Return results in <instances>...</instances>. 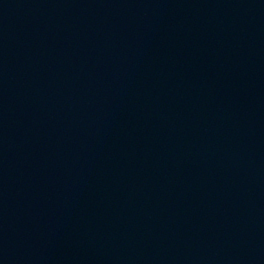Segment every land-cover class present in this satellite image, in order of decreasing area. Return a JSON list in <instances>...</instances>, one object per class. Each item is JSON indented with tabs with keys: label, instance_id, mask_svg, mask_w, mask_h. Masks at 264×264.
Segmentation results:
<instances>
[{
	"label": "water",
	"instance_id": "water-1",
	"mask_svg": "<svg viewBox=\"0 0 264 264\" xmlns=\"http://www.w3.org/2000/svg\"><path fill=\"white\" fill-rule=\"evenodd\" d=\"M0 264H264V0H0Z\"/></svg>",
	"mask_w": 264,
	"mask_h": 264
}]
</instances>
